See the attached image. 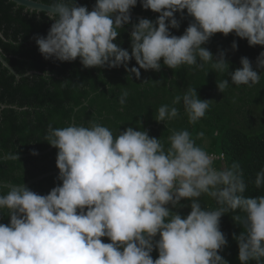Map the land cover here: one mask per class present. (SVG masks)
<instances>
[{
    "label": "clouds",
    "instance_id": "obj_1",
    "mask_svg": "<svg viewBox=\"0 0 264 264\" xmlns=\"http://www.w3.org/2000/svg\"><path fill=\"white\" fill-rule=\"evenodd\" d=\"M137 2L96 0L89 11L77 0H55L46 14L54 23L46 36L33 39L46 60L79 58L84 68L123 66L130 78L139 79L140 69L159 71L162 58L171 69L211 62L217 72L227 69L237 86L259 82L260 74L247 57L229 72L225 52L214 57L202 45L216 33L234 32L249 46H264V0H140L144 9L159 15L155 21L141 18L132 24L130 53L114 41L118 29L131 23L130 10ZM185 10L192 22L182 35L171 34L170 29L180 27L175 14L183 19ZM232 49H237L235 40ZM132 59L138 67H128ZM256 69H264V51ZM228 86L226 79L217 82L222 93ZM127 96L123 91L121 105ZM211 101L189 88L174 97L173 106L161 105L155 119H176L180 112L175 105L182 102L188 122L195 124ZM45 140L58 150L61 183L46 195L24 184L0 195V210L7 209L10 218L8 224L0 223V264H228L219 254L227 245L220 218L228 210L244 213L235 217L244 231L233 235L240 264H264V195H243L240 165L216 167L214 161L223 157L197 145L187 129L171 130L167 148L145 130L130 126L114 136L96 122L87 127L49 124ZM254 183L264 185V169ZM202 196L219 207L202 208ZM182 200L191 201L186 216L171 210L184 207ZM104 237L110 242H103Z\"/></svg>",
    "mask_w": 264,
    "mask_h": 264
},
{
    "label": "trees",
    "instance_id": "obj_2",
    "mask_svg": "<svg viewBox=\"0 0 264 264\" xmlns=\"http://www.w3.org/2000/svg\"><path fill=\"white\" fill-rule=\"evenodd\" d=\"M51 5L55 0H32ZM74 2V0H73ZM96 0H77L79 6H87L91 11ZM130 13L155 21L158 13L144 9L140 0ZM180 20L179 29H170V33L180 36L184 33L192 17L185 10L184 18L176 13ZM118 29L120 32L114 41L118 46L129 50L132 24ZM54 23L45 13L31 12L16 6L8 0H0V54L8 65L20 76L16 79L0 63V158L41 153L51 146L46 142L49 124L53 128H63L73 124L89 126L96 122L108 127L114 136L127 127L136 130L149 128L150 137L160 138L167 148V138L171 130L187 129L196 144L205 148L209 154L223 157L214 161L216 167L240 165L246 183L245 196L264 195V185L255 186L256 174L264 169V69H256V59L264 51V46H249L246 39L230 33L214 34L202 45L214 57L225 52L229 72L241 67V57H247L253 69L260 74L259 82L248 85L231 84V78L225 72H217L211 62H201L203 67L181 65L176 69L163 65L159 71L140 69L137 79L123 66L108 68H84L79 58L72 62H60L44 59L33 39L36 35H47ZM237 49H232L233 41ZM199 63V60L197 61ZM136 65L132 59L128 67ZM28 72L34 74L24 77ZM47 72V73H45ZM45 73V74H44ZM226 79L228 88L220 92L217 82ZM197 90L201 100H212L205 117L195 124L188 122L183 103L175 105L180 115L171 121L157 122L158 108L167 104L170 107L177 95L187 89ZM128 92L125 104L119 103L123 91ZM155 127V128H153ZM203 132L199 137L198 133ZM57 149L43 156L26 157L0 161V182L13 186L23 185L43 174L58 170L56 167ZM57 176H50L31 185L32 191L46 195L53 187L61 183ZM10 189L0 187V195H6ZM199 199L202 208L216 210L219 206L207 196ZM189 200H182L184 207L171 209L182 216L190 213ZM171 208V206L169 205ZM244 216L240 210H228L220 218V228L225 234L227 245L219 253L228 264H240L238 244L233 235L244 231L235 217ZM8 210H0V223L8 224ZM158 238V237H157ZM103 242H110L102 238ZM153 259L158 258L156 250ZM249 264H256L250 261Z\"/></svg>",
    "mask_w": 264,
    "mask_h": 264
},
{
    "label": "water",
    "instance_id": "obj_3",
    "mask_svg": "<svg viewBox=\"0 0 264 264\" xmlns=\"http://www.w3.org/2000/svg\"><path fill=\"white\" fill-rule=\"evenodd\" d=\"M12 3H14L16 6L18 7H22L24 8L25 10H28V11H31V12H38V13H45L47 14V10H48V7L49 5H46V4H43L41 2H36V1H32V0H8ZM114 15V14H113ZM131 15V19L134 20H139L141 18H143V16H138V15H135V14H132L130 13ZM0 37L1 34H0ZM0 63L2 64V66L4 68H6L16 79H19L20 76L8 65V63L3 59L2 55L0 54ZM34 74L33 72H28L27 74L24 75V77L26 76H30ZM0 108L1 109H5V108H9V107H6L4 105H2L0 103ZM73 124V119H72V122H71V125ZM155 128V127H153ZM145 131H149V128H147ZM54 147H50L49 149H47L46 151L44 152H41V153H38L37 155H33V154H26V155H21V156H10V157H2L0 158V161H8V160H15V159H21V158H26V157H35V156H43L45 155L46 153H49L51 150H53ZM59 174V170H56V171H53V172H49V173H46V174H43L41 176H38L32 180H30L29 182L25 183L24 186L26 187H30L31 185L33 184H36L38 183L39 181L45 179V178H48L50 176H55V175H58ZM13 185L11 184H8V183H4V182H0V187H5V188H8L10 189Z\"/></svg>",
    "mask_w": 264,
    "mask_h": 264
}]
</instances>
